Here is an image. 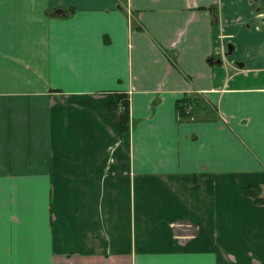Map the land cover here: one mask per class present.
Returning <instances> with one entry per match:
<instances>
[{
  "label": "crops",
  "instance_id": "obj_1",
  "mask_svg": "<svg viewBox=\"0 0 264 264\" xmlns=\"http://www.w3.org/2000/svg\"><path fill=\"white\" fill-rule=\"evenodd\" d=\"M246 188L264 0H0V264H264Z\"/></svg>",
  "mask_w": 264,
  "mask_h": 264
},
{
  "label": "trees",
  "instance_id": "obj_2",
  "mask_svg": "<svg viewBox=\"0 0 264 264\" xmlns=\"http://www.w3.org/2000/svg\"><path fill=\"white\" fill-rule=\"evenodd\" d=\"M125 101V100H124ZM190 98L184 97L181 99V101L178 103V111L184 116V110L189 105ZM124 108L123 112L121 113V130L123 137L127 138L129 136L130 132V112H129V104L125 101L124 102ZM246 193L250 194L251 196L255 197V201L262 202V198L257 196V193L254 191V188H246Z\"/></svg>",
  "mask_w": 264,
  "mask_h": 264
},
{
  "label": "built area",
  "instance_id": "obj_3",
  "mask_svg": "<svg viewBox=\"0 0 264 264\" xmlns=\"http://www.w3.org/2000/svg\"><path fill=\"white\" fill-rule=\"evenodd\" d=\"M126 9H127L128 15H129V17H130V16H131V9H130V6H127ZM122 108L124 109V106H123ZM190 112H191V111H190V107H189V106L186 107L185 110H184V113H189V114H190ZM181 116H182V114H181L180 112H178V117L181 118ZM189 118L192 119V120L195 119V117L192 116V115H190ZM223 119L226 120V118H223ZM262 204L264 205V199H263Z\"/></svg>",
  "mask_w": 264,
  "mask_h": 264
}]
</instances>
